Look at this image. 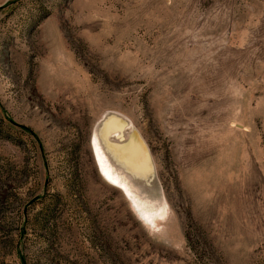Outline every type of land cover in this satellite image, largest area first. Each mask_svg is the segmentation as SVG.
Masks as SVG:
<instances>
[{"label": "rangeland", "instance_id": "rangeland-1", "mask_svg": "<svg viewBox=\"0 0 264 264\" xmlns=\"http://www.w3.org/2000/svg\"><path fill=\"white\" fill-rule=\"evenodd\" d=\"M0 264H264V0H0Z\"/></svg>", "mask_w": 264, "mask_h": 264}, {"label": "bare ground", "instance_id": "bare-ground-1", "mask_svg": "<svg viewBox=\"0 0 264 264\" xmlns=\"http://www.w3.org/2000/svg\"><path fill=\"white\" fill-rule=\"evenodd\" d=\"M93 131L90 145L96 166L99 173L101 172L100 175H105L103 177L107 182L117 188L123 196L130 201L133 208L139 211L146 219L150 220L165 217L167 206L165 201L161 200L163 196H161L160 193L158 194L155 189L153 191L154 194L151 193L152 195L144 197L143 193L128 179L127 171L125 173L122 170V168L125 169L126 167L121 162L112 159L111 155L106 151V148H104L100 141L96 130ZM128 175L130 176L129 173Z\"/></svg>", "mask_w": 264, "mask_h": 264}, {"label": "water", "instance_id": "water-1", "mask_svg": "<svg viewBox=\"0 0 264 264\" xmlns=\"http://www.w3.org/2000/svg\"><path fill=\"white\" fill-rule=\"evenodd\" d=\"M93 130H96V129H93ZM96 132H97V130H96ZM98 134V133H97Z\"/></svg>", "mask_w": 264, "mask_h": 264}]
</instances>
